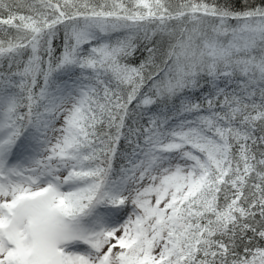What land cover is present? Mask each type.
I'll return each instance as SVG.
<instances>
[{"label": "snow or ice", "instance_id": "snow-or-ice-1", "mask_svg": "<svg viewBox=\"0 0 264 264\" xmlns=\"http://www.w3.org/2000/svg\"><path fill=\"white\" fill-rule=\"evenodd\" d=\"M0 264H264V0H0Z\"/></svg>", "mask_w": 264, "mask_h": 264}]
</instances>
